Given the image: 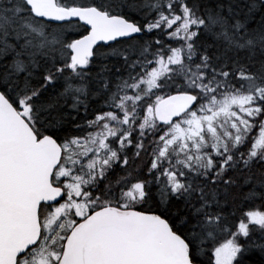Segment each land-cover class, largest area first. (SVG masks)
<instances>
[{"label": "snow or ice", "instance_id": "6c2138e0", "mask_svg": "<svg viewBox=\"0 0 264 264\" xmlns=\"http://www.w3.org/2000/svg\"><path fill=\"white\" fill-rule=\"evenodd\" d=\"M0 264H264V0H0Z\"/></svg>", "mask_w": 264, "mask_h": 264}]
</instances>
